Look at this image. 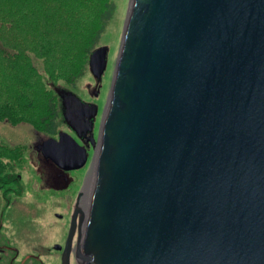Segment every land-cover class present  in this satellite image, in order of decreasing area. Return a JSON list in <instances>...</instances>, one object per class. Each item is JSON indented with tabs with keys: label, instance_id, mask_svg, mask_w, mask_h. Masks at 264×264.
<instances>
[{
	"label": "water",
	"instance_id": "1",
	"mask_svg": "<svg viewBox=\"0 0 264 264\" xmlns=\"http://www.w3.org/2000/svg\"><path fill=\"white\" fill-rule=\"evenodd\" d=\"M89 142L79 264H264V0H131ZM40 151L87 163L67 135Z\"/></svg>",
	"mask_w": 264,
	"mask_h": 264
},
{
	"label": "trees",
	"instance_id": "2",
	"mask_svg": "<svg viewBox=\"0 0 264 264\" xmlns=\"http://www.w3.org/2000/svg\"><path fill=\"white\" fill-rule=\"evenodd\" d=\"M114 11V0H0V121L56 138L64 115L49 86L76 85ZM26 149L0 140V178Z\"/></svg>",
	"mask_w": 264,
	"mask_h": 264
},
{
	"label": "flooded vegetation",
	"instance_id": "3",
	"mask_svg": "<svg viewBox=\"0 0 264 264\" xmlns=\"http://www.w3.org/2000/svg\"><path fill=\"white\" fill-rule=\"evenodd\" d=\"M68 118L77 136L92 146L87 124L90 117L83 118L69 110ZM39 154L45 158L41 151ZM88 159L89 156L87 162ZM25 165L26 160L18 163L15 177L0 178V264H79L90 185L76 188L57 177L24 179ZM50 204L57 209L52 213L57 231L44 237L35 221Z\"/></svg>",
	"mask_w": 264,
	"mask_h": 264
},
{
	"label": "rangeland",
	"instance_id": "4",
	"mask_svg": "<svg viewBox=\"0 0 264 264\" xmlns=\"http://www.w3.org/2000/svg\"><path fill=\"white\" fill-rule=\"evenodd\" d=\"M131 0H114L115 11L112 19L95 47L87 65L85 74L77 81L75 86H68L63 81L52 84L49 88L56 92L59 97L60 108L64 115L63 128L59 134L71 137L88 152V162L80 169L62 172L48 159L39 154L44 142L54 139L44 133H38L31 125L21 123L10 125L0 121V140L9 144H21L27 147L24 152L26 165L23 172L24 179L39 177H57L68 180L77 188L90 185L94 182L95 163L94 157L97 151L95 146L86 145L77 136L76 130L71 126L68 111L87 107L90 110V118L87 124L90 126V135L95 141L98 139L99 130L106 112L112 77L114 74L119 53L122 32L128 14ZM57 139V138H56ZM39 150V151H38ZM94 164V165H93ZM52 204L39 213L35 224L37 229L42 230L44 237L57 231L52 213L56 211ZM80 256V255H79Z\"/></svg>",
	"mask_w": 264,
	"mask_h": 264
},
{
	"label": "bare ground",
	"instance_id": "5",
	"mask_svg": "<svg viewBox=\"0 0 264 264\" xmlns=\"http://www.w3.org/2000/svg\"><path fill=\"white\" fill-rule=\"evenodd\" d=\"M94 165V164H93ZM95 173H96V170H95ZM95 173H94V177H95ZM94 185V182H93V184H92V186ZM92 189H93V187H92ZM91 194V193H90ZM90 201V200H89Z\"/></svg>",
	"mask_w": 264,
	"mask_h": 264
}]
</instances>
